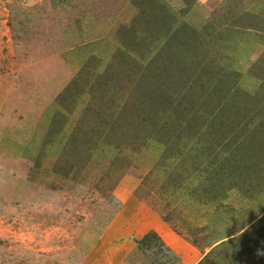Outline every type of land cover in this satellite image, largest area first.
<instances>
[{
	"label": "rangeland",
	"instance_id": "obj_1",
	"mask_svg": "<svg viewBox=\"0 0 264 264\" xmlns=\"http://www.w3.org/2000/svg\"><path fill=\"white\" fill-rule=\"evenodd\" d=\"M157 231L264 264V0H0V264L179 263Z\"/></svg>",
	"mask_w": 264,
	"mask_h": 264
},
{
	"label": "crops",
	"instance_id": "obj_2",
	"mask_svg": "<svg viewBox=\"0 0 264 264\" xmlns=\"http://www.w3.org/2000/svg\"><path fill=\"white\" fill-rule=\"evenodd\" d=\"M158 232V231H157ZM160 237L162 238V242L165 246L169 247L172 251H174L179 257V263L176 262L174 264H180L181 261L188 260L190 256H192V247L191 245L185 241L183 238L176 234L172 233H164L158 232Z\"/></svg>",
	"mask_w": 264,
	"mask_h": 264
},
{
	"label": "trees",
	"instance_id": "obj_3",
	"mask_svg": "<svg viewBox=\"0 0 264 264\" xmlns=\"http://www.w3.org/2000/svg\"><path fill=\"white\" fill-rule=\"evenodd\" d=\"M149 238H156L157 240H159V242H160V244H161V246H163L164 247V244H163V242H162V240L156 235V233L155 232H149V233H147V234H145L144 236H142L138 241H137V245H138V247H139V249L140 250H143V244H144V242H148L149 241ZM161 257H165V258H167V254L166 253H164V252H162L161 251Z\"/></svg>",
	"mask_w": 264,
	"mask_h": 264
}]
</instances>
